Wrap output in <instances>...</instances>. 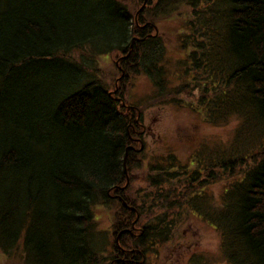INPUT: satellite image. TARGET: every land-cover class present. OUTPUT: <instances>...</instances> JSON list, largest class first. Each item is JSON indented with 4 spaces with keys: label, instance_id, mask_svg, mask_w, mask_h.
Masks as SVG:
<instances>
[{
    "label": "trees",
    "instance_id": "obj_1",
    "mask_svg": "<svg viewBox=\"0 0 264 264\" xmlns=\"http://www.w3.org/2000/svg\"><path fill=\"white\" fill-rule=\"evenodd\" d=\"M184 1L192 12L180 35L182 83L172 96L164 40L156 19L144 14ZM147 3L150 10L144 6L135 19L123 0H0L2 256L20 254L23 264H146L149 247L174 227L171 212L184 201L175 193L179 183L187 209L221 232L230 264H264V0ZM115 52L126 55L120 92L131 75L144 73L157 89L154 97L168 96L154 99L187 102L212 124L234 112L242 117L226 147L193 154L197 165H182L171 154L152 166L148 181L157 190L149 212L126 195L127 177L139 162L143 114L126 111L98 64ZM27 57L34 62L24 69ZM35 73L42 82L31 83ZM238 169L243 174L215 204L207 186L220 172ZM113 203L118 210L109 232L99 227L95 209ZM157 209L163 212L148 216Z\"/></svg>",
    "mask_w": 264,
    "mask_h": 264
},
{
    "label": "rangeland",
    "instance_id": "obj_2",
    "mask_svg": "<svg viewBox=\"0 0 264 264\" xmlns=\"http://www.w3.org/2000/svg\"><path fill=\"white\" fill-rule=\"evenodd\" d=\"M123 1L132 9L134 15L136 14L135 19H137L138 11L144 6L150 10L147 0L144 3L135 0ZM191 12V6L184 1L176 5L169 4L166 10L157 12L158 18L156 15H150L148 11L144 14L147 21L150 18L156 19L154 23L156 32L164 40L167 49L165 65L170 72L168 87L172 96L174 95L173 89L182 83L179 76L183 69L179 61L184 59L185 53L180 48V35L186 30ZM124 56L126 55L118 52L110 53L100 57L98 64L102 68L103 74H101L111 93L129 105H136L143 114L144 135L142 140L137 139L136 145L139 151V162L128 175L129 185L126 195L139 198L143 206L145 205L144 212H149L154 209L150 207V203L153 192L157 190L148 181L149 174L153 173L152 166L163 162V159L171 154L177 155L182 165L195 164L192 162V157L197 150L210 149L214 145L226 147L233 140L242 122V117L234 112L231 113L227 122L212 124L206 121L201 112L192 109L187 102L175 104L172 100L168 102L163 99H154L156 97L168 98V96L154 97L157 89L152 79L144 73L131 75L123 92H120L121 77L124 75L120 58ZM190 100H192L191 97ZM193 100L191 103H194ZM219 174L223 176L216 178L206 189L212 197H215H213L215 204H220V201L216 199L232 181L237 180L243 174V171L238 169L232 175L221 172ZM180 185L178 183L175 193L183 194L185 201L187 191L184 185ZM197 192L203 193V189H198ZM184 201L182 206L171 212L170 217L175 224L168 238L165 240L156 238V242L149 247L146 253V264H230L222 252L221 232L205 221L196 211L187 209ZM116 210H118V205L115 203L111 207H96L95 216L101 229L112 232V218ZM162 212L163 210L157 209L148 216L153 218ZM137 216L139 217V214ZM118 239L117 237V242ZM1 254L0 251V264H23L20 254H14L11 257Z\"/></svg>",
    "mask_w": 264,
    "mask_h": 264
},
{
    "label": "bare ground",
    "instance_id": "obj_3",
    "mask_svg": "<svg viewBox=\"0 0 264 264\" xmlns=\"http://www.w3.org/2000/svg\"><path fill=\"white\" fill-rule=\"evenodd\" d=\"M66 58V57H65ZM33 62H34V59L33 58H31V57H27V58H23L22 60H21V67L22 68H24V69H26L27 67H29V66H31L32 64H33ZM38 62H39V64H41V65H43L44 63H45V60L43 59V58H39L38 59ZM64 64H66L65 63V61H59V65L61 66V67H64ZM48 70H49V68H47V67H45V68H43V73H48ZM53 74V71L52 70H50L49 71V75H52ZM93 77H96V78H99V74H97V75H94ZM29 79H30V81H31V83H38V82H42V79H43V75L41 74V73H35V74H31V75H29ZM23 83V82H22ZM24 84V83H23ZM26 86L28 87V88H30V85H29V82L27 81L26 82ZM122 103H123V101H122ZM123 106H125V109H126V111H130L131 112V110H137L138 109V107L136 106V105H129V104H127L126 102H124L123 103ZM138 111H139V109H138ZM137 111V112H138ZM138 115V114H137ZM264 128V127H263ZM127 179H128V177H127ZM128 183V182H127ZM129 184V183H128ZM127 184V185H128ZM164 188V187H163ZM122 201L124 202V204L126 205V206H129L131 209H136L134 206V208H132L131 206L132 205H128L127 204V201L125 200V199H123L122 198ZM137 212H136V218L134 219V221H133V223H136L137 221H138V219H139V217L137 216ZM104 230V229H103ZM106 230V229H105ZM118 237V236H117ZM156 242V241H155ZM122 247V246H121ZM123 249H125L124 247H122ZM148 251V250H147ZM146 251V252H147ZM52 254H54L53 252H52ZM61 264H67L66 262H61Z\"/></svg>",
    "mask_w": 264,
    "mask_h": 264
},
{
    "label": "water",
    "instance_id": "obj_4",
    "mask_svg": "<svg viewBox=\"0 0 264 264\" xmlns=\"http://www.w3.org/2000/svg\"><path fill=\"white\" fill-rule=\"evenodd\" d=\"M124 103V102H123ZM132 208H134L133 206H131Z\"/></svg>",
    "mask_w": 264,
    "mask_h": 264
}]
</instances>
